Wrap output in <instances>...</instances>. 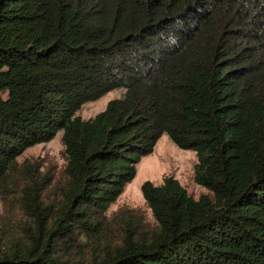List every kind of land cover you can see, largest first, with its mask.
Masks as SVG:
<instances>
[{
	"label": "trees",
	"instance_id": "obj_1",
	"mask_svg": "<svg viewBox=\"0 0 264 264\" xmlns=\"http://www.w3.org/2000/svg\"><path fill=\"white\" fill-rule=\"evenodd\" d=\"M164 134L205 193L107 215ZM0 264H264V0H0Z\"/></svg>",
	"mask_w": 264,
	"mask_h": 264
},
{
	"label": "rangeland",
	"instance_id": "obj_2",
	"mask_svg": "<svg viewBox=\"0 0 264 264\" xmlns=\"http://www.w3.org/2000/svg\"><path fill=\"white\" fill-rule=\"evenodd\" d=\"M122 94V90L110 91L98 100L82 105L76 116L83 120L91 119L102 112L109 101L121 97ZM62 135L63 132L59 130L51 141L26 149L18 161L37 160L42 164L41 170L51 172L54 182L58 181L63 175L66 163ZM195 164L194 152L177 148L167 135H162L152 152L142 157L136 165L134 178L125 185L121 195L108 208L107 215L127 208L138 210L143 213L147 221H153L151 211L143 199L141 185L147 181L154 185H160L162 180L169 176L176 179L191 196L198 198L205 193V190L193 182Z\"/></svg>",
	"mask_w": 264,
	"mask_h": 264
}]
</instances>
